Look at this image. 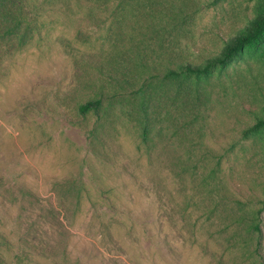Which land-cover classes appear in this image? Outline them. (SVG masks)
<instances>
[{"label":"rangeland","instance_id":"rangeland-1","mask_svg":"<svg viewBox=\"0 0 264 264\" xmlns=\"http://www.w3.org/2000/svg\"><path fill=\"white\" fill-rule=\"evenodd\" d=\"M187 1L159 27L150 6L119 19L88 0L0 6L25 38L0 39V264H264V207L257 251L255 233L232 245L248 236L236 216L263 205L264 128L243 129L264 103V44L201 78L199 100L155 77L146 139L130 96L78 111L93 66L142 33L153 58L199 62L253 15L254 0Z\"/></svg>","mask_w":264,"mask_h":264},{"label":"trees","instance_id":"trees-1","mask_svg":"<svg viewBox=\"0 0 264 264\" xmlns=\"http://www.w3.org/2000/svg\"><path fill=\"white\" fill-rule=\"evenodd\" d=\"M96 7L102 5H111L112 13L115 18L119 19L117 10L125 7L135 6H150L152 10L147 11L152 16V23L159 27L161 23L172 22L176 16L185 17L190 3L187 0H88ZM221 0H211V4H216ZM5 0H0V6ZM155 8V9H154ZM155 12V13H153ZM146 14V12H145ZM0 39L15 40L16 47L22 45L25 41L24 36L19 33L21 20L19 14L10 13L5 15L4 10H0ZM138 21V20H136ZM149 23V20H147ZM155 31L151 30V34ZM138 33H136L137 35ZM151 34L142 33V38H137L134 43L121 52V55H109L107 61L93 69L98 72V78L91 75L85 83L87 89L91 91L85 93V98L78 104V111L82 114L88 112L97 113L102 107L104 100H111L121 96H130L136 101L139 112V119L144 121L143 134L147 138V126L149 120L147 118V110L152 106L153 79L160 76V80H172L175 82V92L181 98L184 91L187 89L190 96L195 100H199L201 93L199 80L207 76L214 68L225 69L239 59H242L243 52L247 46L264 44V0H254L253 15L250 16L245 26L227 38L219 49L204 57L201 61L196 62L188 60L186 56L176 57L173 54L164 59L153 58L150 56L152 46L147 41L151 38ZM135 38V39H136ZM116 42H113L114 47ZM176 45H170V51L173 53L176 50ZM264 63V61H263ZM253 122L243 129V134H249L264 128V103L250 110ZM218 179V171L216 168L210 169L209 173L203 177L204 184H209L212 180ZM263 199L260 202L263 204L254 210H249L247 214H239L236 216L238 224L245 225L243 227L247 238L234 242L233 247L242 248L245 245L249 246L252 234L258 236L257 245L252 250V253L257 251L260 244V223L263 219L262 211L264 207V185L261 188ZM249 239V242H248ZM245 244V245H244ZM251 253L247 252L245 259L248 260Z\"/></svg>","mask_w":264,"mask_h":264}]
</instances>
